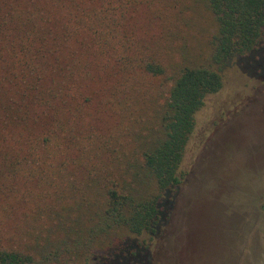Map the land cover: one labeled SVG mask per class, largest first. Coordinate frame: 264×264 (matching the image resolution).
I'll return each mask as SVG.
<instances>
[{
  "label": "trees",
  "instance_id": "obj_1",
  "mask_svg": "<svg viewBox=\"0 0 264 264\" xmlns=\"http://www.w3.org/2000/svg\"><path fill=\"white\" fill-rule=\"evenodd\" d=\"M261 60L264 0H0V264H236L257 221L264 260Z\"/></svg>",
  "mask_w": 264,
  "mask_h": 264
},
{
  "label": "rangeland",
  "instance_id": "obj_2",
  "mask_svg": "<svg viewBox=\"0 0 264 264\" xmlns=\"http://www.w3.org/2000/svg\"><path fill=\"white\" fill-rule=\"evenodd\" d=\"M194 58L197 59L200 64L206 63L205 53L195 54ZM261 63L263 64L264 60H261ZM235 69L236 68L232 66L225 69L223 73L224 78H226L225 90L224 92H222L221 95L216 97H211L210 99H207L205 101V105L203 108L204 110H202V112L198 115L195 133L201 127L202 121L209 116V109L211 111H214L215 108H217L216 116L217 117L222 116L224 122H230L233 119V115H236V119L238 120L234 124L233 128L237 130L240 129L238 128L241 127L240 122L244 120L245 115L249 112L248 108L249 106H251L252 103L249 101L247 102V99L249 98L248 95L250 96L252 95L250 86L253 83L251 82L252 79L245 76L246 74L243 76L241 71ZM237 77H242V79L235 81ZM211 136L212 133L205 141L197 145L198 141L195 139V135H194L193 143H195V147L193 149L191 148L186 150L184 161L182 164L184 165L183 169L188 170L185 164L187 163L188 160H191L194 157V155H198L201 158L206 156L204 155V151L202 150V147L203 146L209 147L211 145L212 142L209 139ZM251 144L253 145V148L257 146L255 142H252ZM195 168L196 167H192L191 170V173L193 175L199 174L200 172L198 171V169ZM199 170H201L200 167ZM191 173H188L187 176L185 177V181H183V183L179 185V191L184 190L186 192L190 188L189 186L190 184L188 182L191 181V177L193 176L191 175ZM254 228L255 229L258 228V221L257 223L255 222ZM255 229L253 230V232L246 234L242 242L239 245H237V251L239 252L238 254L239 256L237 258L236 264H264V260L259 258V229L257 232L255 231ZM151 248L153 250V247ZM195 253H196L195 255H197L199 254V251L197 250L195 251ZM187 264H234V263L233 260L226 262V258L213 260L212 256L210 255L206 258V260L197 258L190 260L189 263Z\"/></svg>",
  "mask_w": 264,
  "mask_h": 264
}]
</instances>
